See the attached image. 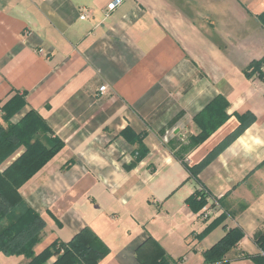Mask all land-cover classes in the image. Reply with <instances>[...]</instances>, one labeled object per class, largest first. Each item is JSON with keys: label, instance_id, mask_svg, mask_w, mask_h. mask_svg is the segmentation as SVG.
Masks as SVG:
<instances>
[{"label": "crops", "instance_id": "1", "mask_svg": "<svg viewBox=\"0 0 264 264\" xmlns=\"http://www.w3.org/2000/svg\"><path fill=\"white\" fill-rule=\"evenodd\" d=\"M113 1L0 0V108L21 95L10 122L34 110L63 142L20 188L45 223L35 254L89 228L108 248L98 264H140L139 246L158 252L150 239L170 264H206L238 227L224 261L264 264V0H124L106 13ZM261 60V76L244 73ZM206 158L190 175L184 164Z\"/></svg>", "mask_w": 264, "mask_h": 264}, {"label": "trees", "instance_id": "2", "mask_svg": "<svg viewBox=\"0 0 264 264\" xmlns=\"http://www.w3.org/2000/svg\"><path fill=\"white\" fill-rule=\"evenodd\" d=\"M261 18H264V15H261ZM262 65L263 60L253 62L244 73L247 76L254 73L261 76ZM224 105L226 103L222 102L221 106ZM213 106L212 103L208 104L206 109L216 111ZM23 107V97L15 94L0 108L2 120L6 123L5 126L0 124V252L5 256H23L26 260L24 264H98L107 255L108 248L89 228H83L66 243H52L39 254H35L33 250L45 223L23 200L20 188L62 149L63 142L50 136L51 130L46 121L34 110L26 112L17 122H10L14 114ZM211 131L212 129L201 128L199 134L192 137V142L199 143ZM127 133V130L124 131L125 135ZM209 160L206 158L194 166L184 165L190 175L196 178L199 170ZM185 202L197 213L207 205L206 193L197 191ZM224 219L225 216L221 214L216 222ZM243 237L244 232L238 227L226 230L225 235L204 252L206 264H227V261H224L226 253L236 247ZM148 242H151L158 252L147 255L144 253L145 246L141 245L136 250L137 261L140 264H170L158 244L151 239ZM254 242L260 250L259 259L256 260L255 257L254 260L263 263L264 230L254 236ZM52 257L55 259L49 263Z\"/></svg>", "mask_w": 264, "mask_h": 264}, {"label": "built area", "instance_id": "3", "mask_svg": "<svg viewBox=\"0 0 264 264\" xmlns=\"http://www.w3.org/2000/svg\"><path fill=\"white\" fill-rule=\"evenodd\" d=\"M122 1H124V0H114L111 4H109L108 5V7L106 8V13H109V12H111V11H113L117 6H119L121 3H122ZM106 90V87L105 86H101L100 88H99V91H101V92H103V91H105ZM207 197V196H206ZM203 212H204V217L207 215V210H203Z\"/></svg>", "mask_w": 264, "mask_h": 264}]
</instances>
